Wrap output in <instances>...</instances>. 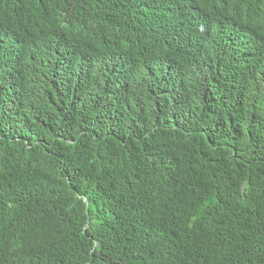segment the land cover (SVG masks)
Listing matches in <instances>:
<instances>
[{"label": "trees", "instance_id": "obj_1", "mask_svg": "<svg viewBox=\"0 0 264 264\" xmlns=\"http://www.w3.org/2000/svg\"><path fill=\"white\" fill-rule=\"evenodd\" d=\"M0 264H264V0H0Z\"/></svg>", "mask_w": 264, "mask_h": 264}, {"label": "clouds", "instance_id": "obj_2", "mask_svg": "<svg viewBox=\"0 0 264 264\" xmlns=\"http://www.w3.org/2000/svg\"><path fill=\"white\" fill-rule=\"evenodd\" d=\"M222 27H223V29H224L226 32H228V30H226V29L224 28V26H222ZM238 30H239V27H238L237 30H235V31L238 32Z\"/></svg>", "mask_w": 264, "mask_h": 264}]
</instances>
